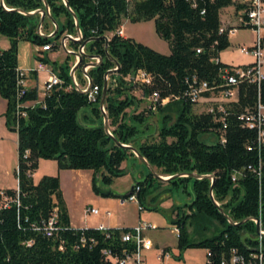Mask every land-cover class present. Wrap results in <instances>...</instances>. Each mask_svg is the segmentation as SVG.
Instances as JSON below:
<instances>
[{
	"label": "trees",
	"instance_id": "trees-1",
	"mask_svg": "<svg viewBox=\"0 0 264 264\" xmlns=\"http://www.w3.org/2000/svg\"><path fill=\"white\" fill-rule=\"evenodd\" d=\"M45 1L57 23L55 31L48 36L36 31L39 13H28L41 7L42 0H0V34L8 39L7 46L0 47V96L6 100L4 114L12 124L18 40L35 44L50 42L55 47L62 33H76L73 16L63 1ZM65 1L75 13L80 41L111 32L106 49L118 66L115 72L108 74L103 98L111 135L102 127L98 101L103 73L114 63L104 51V39L94 37L84 43V51L101 56L98 64L86 69L90 85L98 86L95 100L87 99L85 92L74 88L67 65H57L56 73L62 81L40 100H36V86L28 87L21 95L24 101H35L24 106L26 115L19 119L16 128H12L16 131L13 172L17 183L16 190H6L16 191L18 203L0 208V264H111L102 250L115 258L134 250L132 242L120 239L128 227H71L58 176L44 173L34 182L31 175L39 157L55 159L57 168H91V186L97 193L94 173L101 169L98 173L101 181L110 183L113 176L123 173L120 162L132 154L126 146L116 144L112 137L134 144L150 165L159 168L157 173H213V200L232 222L249 218L236 225L229 224L209 195L210 178L192 177V199L188 207L194 210L180 216L175 211L171 220L178 228L176 260L182 258V250L190 247L208 248L212 264L221 256L227 259L230 249L247 258L256 245L255 223L250 218H259L260 225L264 226V144L258 141L256 128L245 125L240 115L255 110L257 102L264 103V77L258 82L238 81L235 97L222 101L223 111L214 106L212 111L194 112V101L186 94L193 77L216 84V88L221 86V70L230 65L218 59V52L229 44L226 31L218 30L219 12L226 5H233L235 11L239 4L233 0ZM123 17L132 22L152 19L154 30L166 41L168 52H160L132 37L113 32ZM40 28L44 34L53 29L48 16L44 15ZM35 57L46 60L38 51ZM88 60L81 55L75 70ZM137 68H143L151 76L150 83L139 85L143 94L156 90L159 98L168 97L155 108L161 112L156 137L144 132L147 123L142 128L125 116L124 108L134 97L126 91L132 84L122 76ZM112 76H115L114 84L110 81ZM76 77L79 84L85 83L77 73ZM68 84L70 86L66 87ZM87 104L92 113L100 117L98 124L80 120L78 110ZM147 112L150 109L147 108ZM142 116L141 111L130 114L132 120L141 121ZM209 130L217 135L215 141L208 143L198 138L199 132ZM247 165L259 168V175ZM189 177L172 176L167 181L176 184ZM152 179L160 181L148 171L134 182L139 185L136 193L139 203ZM54 205L57 206L54 228L46 235L44 225ZM195 215L215 220L214 233L198 240L189 239L186 220ZM81 237L84 238L82 244Z\"/></svg>",
	"mask_w": 264,
	"mask_h": 264
},
{
	"label": "rangeland",
	"instance_id": "rangeland-1",
	"mask_svg": "<svg viewBox=\"0 0 264 264\" xmlns=\"http://www.w3.org/2000/svg\"><path fill=\"white\" fill-rule=\"evenodd\" d=\"M226 9H222V19L225 16L226 18L230 17L232 22H236L235 11L233 6L226 5ZM233 16V18H232ZM221 20V23L226 24L227 19ZM124 32L132 36L135 40L143 41L147 43L151 48L158 50L160 52H168V47L166 41L159 37L154 30L153 27V20L146 19V20H139L136 22H125L123 24ZM41 29V28H40ZM42 31V30H41ZM231 35V34H230ZM252 36L254 37V31L250 27H238L235 34L231 35V42L220 51V56L222 59L231 60L233 62H243L247 60V56L242 54L238 51L235 41L237 39H245L244 42H248ZM8 44V39L5 35L0 34V47L4 48ZM37 44L27 41L25 44H20V50L18 55V62L22 66V68L28 69L34 63L33 57V47ZM77 46V45H76ZM31 51V54H29ZM61 51V52H60ZM57 58L55 61L52 59L48 60V64L51 63L59 65L63 62V57L67 60H71L72 57L69 54H62V50H58ZM64 64V62H63ZM69 67V64H67ZM82 66H79L75 72H73L76 81L79 84V80L76 77V72H78L81 79H83V70ZM55 72L58 70V66H55L53 69ZM43 71L39 72L38 77V95L42 96L41 94V80L43 78ZM85 84V83H84ZM84 84H79V86H83ZM130 89L126 91L131 94L134 98L128 105V110L125 111V116L127 120H131L134 124H137L139 127L142 128L145 126L144 132L146 134L151 133V136L156 137V131L158 125L160 124V114L161 112L157 109H151L150 112H147V99L141 96V86L139 85H131ZM123 96V93L120 94V97ZM218 101H225L217 92H212L206 97L201 96L196 101L192 103V110L194 112L204 111V109L211 104H214ZM138 111L143 112V116L141 121L139 120H132L130 117L131 113H136ZM87 116H86V115ZM78 115L80 120L87 123L98 124L100 122V117L95 116L90 108V105H83L78 110ZM170 115L173 117V113L170 112ZM101 121H102V113H101ZM107 126L110 129V125ZM15 128L14 124L8 122L6 120V116L4 112H0V177H5L3 175V170H8L7 178L13 177V169L16 164V144L15 140L12 137V133ZM198 138L204 142H213L217 139V135L209 130L203 131L198 133ZM170 139V137H167ZM125 143V142H124ZM131 144V143H128ZM134 146V144H131ZM135 147V146H134ZM132 155L134 153L132 152ZM156 172L159 168H155V166L150 165ZM44 170H48V165L43 167ZM101 169L97 171L100 173ZM150 171L149 167L144 163L138 156H131L127 155L124 158V166H123V173L118 176H113L110 183H103L100 179V175L95 178L97 185L100 188H106L111 190H116L118 192L127 191L131 185L134 184L136 180L143 178L146 172ZM40 172L36 170L33 173V179H37ZM160 174V173H159ZM162 176L169 175V174H160ZM155 177V176H154ZM168 178L159 179H152L151 183L146 186V189L143 194V205L145 208L140 211L139 219L140 221L148 222L152 225L150 230L146 231L147 237L150 239L153 249L144 253V259L146 264H178L177 260L175 259L174 255L177 253L176 249V234L174 232L175 225L171 222L172 215L175 216V211L178 212V215L190 213L191 210L188 207V203L192 199V176L186 178L184 181L178 182L176 184H171L167 181ZM94 181V182H95ZM62 182L64 184H68L69 182V174L62 175ZM155 195L154 199L161 198L162 200L157 203H154L156 208L148 207V204L151 202L148 200V195ZM101 201L95 203V207L99 211L103 210H110L112 213L120 214L121 206L117 203L116 197H101ZM153 199V200H154ZM153 203V202H152ZM78 209V204L74 202V212ZM174 212L172 214V210ZM92 214L94 217L99 216V213ZM124 214V213H123ZM136 211L134 208L131 210V216H135ZM217 225L215 220H209L201 215L190 216L186 220V227L189 233V239L191 240H198L208 235L214 233V227ZM161 245H167V249L169 251V257L164 259L163 261H158L155 258V247H161ZM181 256L183 258L182 264H204L205 255L204 249L199 247H190L186 248L181 251Z\"/></svg>",
	"mask_w": 264,
	"mask_h": 264
},
{
	"label": "built area",
	"instance_id": "built-area-1",
	"mask_svg": "<svg viewBox=\"0 0 264 264\" xmlns=\"http://www.w3.org/2000/svg\"><path fill=\"white\" fill-rule=\"evenodd\" d=\"M234 2L239 4V7L235 10L236 23L234 24H223L220 23L218 30H225L226 34H233L237 27H250L254 31V37L249 44H239L238 50L242 54L249 56L250 61L242 64L230 65L229 67H223L221 70V86L216 88V84H209L204 79L196 80L193 77V82L189 84L188 89L186 90V94L191 101H196L201 96L209 95L212 92H217L225 101L228 99H233L235 97V84L242 80L248 81H256L258 82L260 79L264 77V0H233ZM233 6V5H232ZM39 32L41 29L39 28ZM113 32L121 35V27L118 25ZM70 34V33H69ZM72 37L77 38L76 33L70 34ZM66 39V38H64ZM64 39L61 41L57 40L58 44L65 49L66 52H70L71 50L75 51H83V45H77L75 48H66ZM50 42H44L39 45V49L45 50L51 48ZM38 49V48H37ZM38 55H40L38 53ZM76 59V55H74V60ZM96 59V58H94ZM87 65L84 67L86 69ZM114 67V65L112 66ZM31 70H43L46 71L45 77L41 81V94L42 96L50 91V89L54 85H58L61 83V78L58 74L53 70V68L48 65L42 59H38L35 62V65L31 68L25 69L19 66L15 67V102L13 109V124L15 128L18 125V121L20 118L26 115V111L24 106L27 105L26 101L21 99V95L27 90L29 87L27 81L28 71ZM86 78V82L81 88L86 87L87 76L84 74ZM106 80L109 78L108 74L105 75ZM122 78L128 81L133 85H144L150 83L151 76L148 72H146L143 68H137L133 71V73H127L122 76ZM73 80L76 82L75 78ZM111 84L115 83V76L110 77ZM78 84V83H77ZM70 84L66 85L69 87ZM98 93V86L96 84L90 85L86 91V98L89 100H95ZM42 98V97H41ZM38 98L36 100H40ZM145 98L147 99V107L148 109H155L158 104L165 102L168 97L159 98L158 92L156 90H151L145 94ZM35 100H32L33 103ZM214 106L217 110L223 111L222 101H218L214 104L208 105L204 110L212 111ZM221 115L219 116V118ZM240 118L243 119L245 125L249 127H255L257 131L258 141L264 144V103L257 102L256 108L253 111H246L240 115ZM220 140H223L222 135H220ZM28 152L27 149L24 151ZM248 168H251L253 171L259 175V168H253L250 165H247ZM234 178V175L231 176ZM16 190V189H15ZM139 190V185H132L131 191L127 193L125 196L117 198V203L119 205H123L126 202L136 201V193ZM52 201L55 204V199ZM12 202L18 203L16 191L13 193H9L5 188H0V208L8 207ZM138 209H142V206L138 203ZM56 210L57 206L54 205L52 208V212L49 218L46 220L44 229L46 235H49L50 231L53 230V225L56 218ZM87 213H98V209L96 207H89L86 209ZM106 216H109V210H105L103 212ZM255 222L254 219H252ZM258 231L255 233L256 245L255 249L250 251L247 255V258H244L241 254L236 253L234 249H230L229 256L225 259L221 256L216 264H263L264 263V226L260 225L259 218H257ZM152 225L147 222H139L121 233L120 239L122 241H129L134 244V250L125 254L121 258H115L111 256L107 250H102V254L110 260L111 264H146L143 255L141 254L142 250H149L152 248V244L150 240L145 236L144 232L148 229H151ZM101 229V227H99ZM174 232L178 234V228L175 225ZM93 241L92 238H90ZM30 241L27 242V244ZM80 243H84V238H80ZM59 248L61 246L59 245ZM205 260L204 264H212L210 257L211 252L208 248H204ZM169 257V252L166 248H157L156 249V259L162 260L164 258Z\"/></svg>",
	"mask_w": 264,
	"mask_h": 264
},
{
	"label": "crops",
	"instance_id": "crops-1",
	"mask_svg": "<svg viewBox=\"0 0 264 264\" xmlns=\"http://www.w3.org/2000/svg\"><path fill=\"white\" fill-rule=\"evenodd\" d=\"M225 7L226 6H224V7H222L220 9V12H219L220 20H224L226 18L224 16L223 19H222V14L223 13L221 12L222 9H226ZM232 18H233V16H232ZM226 19H227V23L226 24H234V22H232L230 20V17L229 18L227 17ZM125 22H130L131 23L132 21H130L126 17L122 18L121 23L119 24L120 27H121V35L122 36H129V35H127L124 32V27H122ZM134 22H136V21H134ZM237 28H236L235 32L237 31ZM235 32L233 34H235ZM110 34H111V32H106L105 33L107 39H108ZM233 34H231V35H233ZM231 35L230 34L228 35L229 43L231 42ZM129 37H132V36H129ZM252 38H253V36H252ZM252 38L248 42H244L245 39H243V38L242 39H237L235 41L237 48H238L239 44H249L252 41ZM27 41L28 40H18V42H17V66H19V67H22L19 64V62H18V55H19V50H20V46L19 45L20 44H25ZM137 41H140V40H137ZM140 42L144 43L143 41H140ZM64 43H65L66 48H75L76 45H77V42L74 44L70 39H64ZM144 44L148 45L147 43H144ZM39 45L40 44H37L35 47H33V52H32L33 54L32 55L34 57L35 62L37 60V58L35 57L36 51H38V53L40 55H42V56H44L46 58L45 62L48 64V60H50V59H52L54 61L56 60V58L58 56L57 53H58L59 49L62 50V54L63 53L69 54L72 57L71 60L70 59L67 60V59H65V57H63L62 60H63L64 64H63V62H61V64H59V65H67V64H69V67H70V65L74 61L73 54H71L70 52H66L65 49L60 46V44H57V46H55V47L51 46L50 49H45V50L39 49ZM220 51L218 52V59L223 61V62H225V63H227V64H229V65L243 64V63H246V62L250 61V59H251L249 56H247L248 57L247 60H245L243 62H233L231 60H225V59L221 58ZM29 54H31V51H30ZM34 65H35V63L31 67H33ZM50 66L53 67L55 65H51L50 64ZM87 67H89V66H87ZM87 67H86V69H87ZM41 71H43V70H38V71L31 70V71H28V75H27V77H28L27 78L28 85H29V87L36 86L38 98L42 97V96L38 95V84H37L38 77H39V72H41ZM73 72H75V71H73ZM43 73H44L43 74V78H44L45 75H46V71H43ZM76 73L79 76L78 72H76ZM82 75H83L82 76L83 79L86 82V78L84 76V72L82 73ZM73 77L75 78L74 74H73ZM141 96L145 98V94H143L142 90H141ZM206 96H204V97H206ZM31 102H32V100H27L26 101L27 104H29ZM5 104H6L5 98L0 96V112H4ZM124 110H128V107H125ZM12 134H13L12 137L14 138L15 144H16V131L14 130V132ZM129 155L136 156L135 154L134 155L129 154ZM46 165H48V167H49L48 170L47 169L44 170V168H43ZM123 166H124V159L120 162V167H123ZM36 170L42 171V172H40L41 174H44V173L45 174H56L58 176L61 198H62L63 204L65 206V209H66V212H67V215H68L69 225L71 227H73V228H87V227H96V228H99V227H101V228L114 227V228H119V227H131V226H133V225H135V224H137L139 222H145V221H140L142 219H139V214H140L139 212L142 211L145 208V206L142 203L143 197H142V200L140 201V203H139L138 200H136V201L126 202L125 204L120 205L121 206L120 214L112 213L109 210L110 214H109V216H106L103 213L105 210H103V211H99L98 210L99 216H96V218H94V220L92 221L91 217H94V216L92 214H90V213H87L86 209L89 208V207H95V203L98 202V201H101V199H102L101 197H116V196H111V195L110 196H102V195H100L98 193H95L93 191L92 186H91V176L93 174V171H92L91 168H57L55 159L39 157L37 159V166H36V168L33 170L32 174H31L32 175V179H33V173ZM41 174H39V176ZM63 174H69V182H68V184H64L62 182V175ZM3 175L5 177H0V188L16 189L17 181H16V177H15L14 172H13V177L12 178H7L8 170L4 169L3 170ZM39 176H38V178H39ZM94 176L97 177L98 173L95 172ZM37 179H33V181L35 182ZM116 198H119V197H116ZM154 198H155V195H152V194L148 195V200L151 201L148 204V207L156 208L154 203L156 201L158 203L159 201L162 200L161 198H159V199H154ZM74 202H76L78 204V209L76 210V212H74V210H73L74 209ZM138 203L142 206V209H138ZM133 208L136 211L135 216H131V210ZM106 210H108V209H106ZM171 212L173 214L174 209ZM172 218H174V215H172ZM148 230H150V229H148ZM146 231L144 232V234L147 237ZM157 248H166L167 249V245H161V247H157V246L155 247V258H156V249ZM152 249H153V247L150 248L149 250H142L141 254L144 257V253H146V252H148V251H150ZM175 255H176V253H175ZM164 259H166V258H164ZM164 259H162V260L156 259V260L163 261ZM177 262H178V264H182L183 258H181L180 260H177Z\"/></svg>",
	"mask_w": 264,
	"mask_h": 264
},
{
	"label": "water",
	"instance_id": "water-1",
	"mask_svg": "<svg viewBox=\"0 0 264 264\" xmlns=\"http://www.w3.org/2000/svg\"><path fill=\"white\" fill-rule=\"evenodd\" d=\"M63 3L66 5V7L69 9V11L71 12L72 16H73V23H74V27H75V31H76V35H77V38H74L72 37L70 34L72 33H68V32H64L61 34V36H59V40H63L64 38L66 39H70L72 41H75L77 42V45H83L84 46V43L88 40V39H91V38H94V37H101L104 39V51L105 53L107 54V56L113 61L114 63V67H109V68H106L104 73H103V83H102V88H101V94H100V98H99V101H98V106L100 108V111L102 113V127L104 129V131L106 133H108L109 135H111V132L107 126V115L105 113V109L103 107V98H104V94H105V89H106V83H107V80H106V77L105 75L111 73V72H115L117 70V66H118V63L117 61L112 58L109 53L107 52V49H106V40H107V37L105 35V33H102L98 36H89V37H86L84 39H81V32H80V29L78 27V24H77V20H76V16H75V13L70 9V7L67 5L66 1L65 0H62ZM33 11H37L39 13V18H38V22H37V25H36V31L39 33V34H42L44 36H48V35H51L55 29L57 28V23L56 21L54 20V18L50 15L49 13V8H48V4L45 0H42V6L41 7H37L33 10H30L28 11V13L30 12H33ZM44 15L48 16L50 19H51V23H52V26H53V29L50 30L49 32L47 33H43V32H39V28H40V24H41V21L44 17ZM73 35V34H72ZM71 54H73V57L74 55H76V59L72 62V64L70 65V67H68V73L72 79V84L74 86V88H76L77 90L81 91V92H85L86 89L90 86V79H89V76L88 74L86 73V69H84V67L87 65V66H93V65H96L98 64L100 61H101V56L99 54H87L85 53V51H75V50H71L70 51ZM81 55H84L86 57L89 58L88 61L84 62L83 64H81L80 66H82V70L84 72V74H86L87 76V83H86V87L85 88H81V86H79V84H77V82H75L73 80V71L75 69V66L78 62V60L80 59V56ZM96 58V59H94ZM113 141L118 144V145H122V146H126L127 148H129L136 156L139 157V159H141L144 163H146V165L149 167L150 169V172L152 173L153 176H155L156 178L158 179H163V178H168V177H172V176H180V175H190L192 177H203V176H208L210 178V184H209V188H208V192H209V195L212 199V202L218 206L217 202L213 200L212 198V194H211V189H212V181H213V173L211 172H208V173H197L195 171H190V172H175V173H172V174H169V175H166L165 176H162L160 175L159 173H157L149 164V162L145 159L144 156H142L140 153L137 152L136 148L134 146H132L131 144H128V143H124V142H120L118 141L117 139H115L114 137H112ZM95 186H96V190H97V193L102 195V196H110V195H113V196H116V197H122V196H125L127 193H129L131 191V188L132 186H130V188L127 190V191H124V192H118L116 190H111V189H106V188H100V186L97 185V182L95 181ZM218 210L219 212L226 218L227 222L229 224H232V225H236V224H239L249 218H244L242 219L241 221L239 222H232L231 219L227 216L226 213H224V211L221 209V207L218 206ZM251 220L254 219L255 220V232L258 231V224H257V218H250Z\"/></svg>",
	"mask_w": 264,
	"mask_h": 264
}]
</instances>
